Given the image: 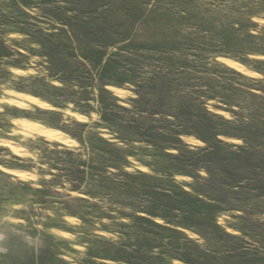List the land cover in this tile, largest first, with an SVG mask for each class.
I'll use <instances>...</instances> for the list:
<instances>
[{
	"label": "rangeland",
	"instance_id": "1",
	"mask_svg": "<svg viewBox=\"0 0 264 264\" xmlns=\"http://www.w3.org/2000/svg\"><path fill=\"white\" fill-rule=\"evenodd\" d=\"M0 264H264V0H0Z\"/></svg>",
	"mask_w": 264,
	"mask_h": 264
},
{
	"label": "bare ground",
	"instance_id": "2",
	"mask_svg": "<svg viewBox=\"0 0 264 264\" xmlns=\"http://www.w3.org/2000/svg\"><path fill=\"white\" fill-rule=\"evenodd\" d=\"M30 127L48 136L63 138V133L58 130L50 129L37 122L30 123Z\"/></svg>",
	"mask_w": 264,
	"mask_h": 264
}]
</instances>
